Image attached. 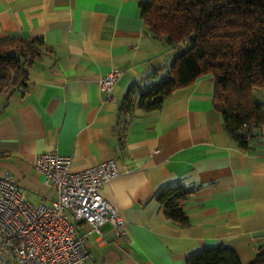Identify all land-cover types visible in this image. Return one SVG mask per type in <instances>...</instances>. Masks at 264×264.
I'll return each instance as SVG.
<instances>
[{
  "label": "crops",
  "instance_id": "0c3cea01",
  "mask_svg": "<svg viewBox=\"0 0 264 264\" xmlns=\"http://www.w3.org/2000/svg\"><path fill=\"white\" fill-rule=\"evenodd\" d=\"M142 1L152 0H0V41L38 37L48 47L30 65L26 91L0 95V175L10 174L34 204H49L58 193L34 166L39 154L71 156L75 172L118 162L121 173L104 194L128 236L109 223L101 234L81 223L91 255L85 264H186L190 254L220 244L246 264L264 252V122L252 146L240 148L206 74L171 93L160 110L136 109L125 126L128 90L160 81L175 56L148 30ZM116 68L122 76L111 92L102 90L100 79ZM256 98L264 102V89ZM179 183L196 188L185 201V226L155 200L159 189Z\"/></svg>",
  "mask_w": 264,
  "mask_h": 264
},
{
  "label": "trees",
  "instance_id": "16d2710c",
  "mask_svg": "<svg viewBox=\"0 0 264 264\" xmlns=\"http://www.w3.org/2000/svg\"><path fill=\"white\" fill-rule=\"evenodd\" d=\"M140 5L148 30L172 46L175 56L160 81L128 90L120 121L126 126L136 109L160 110L171 93L213 74L215 106L224 127L240 148L249 149L264 122V102L256 98V91L264 89V0H152ZM46 48L38 37L0 41V95L26 91L30 65ZM195 190L179 183L159 189L155 200L167 219L185 226L190 222L185 201ZM186 264L244 263L233 248L220 244L190 254ZM246 264H264V252Z\"/></svg>",
  "mask_w": 264,
  "mask_h": 264
},
{
  "label": "built area",
  "instance_id": "2783aa9c",
  "mask_svg": "<svg viewBox=\"0 0 264 264\" xmlns=\"http://www.w3.org/2000/svg\"><path fill=\"white\" fill-rule=\"evenodd\" d=\"M122 74L120 68L112 70L100 79L101 89L111 92ZM71 163V156L55 150L35 158L34 166L58 193L49 204H34L10 174L0 175V247L17 264H85L91 255L86 235L78 231L81 223L100 234L109 223L127 238L123 214L104 194L105 184L121 173L118 162L111 159L76 172Z\"/></svg>",
  "mask_w": 264,
  "mask_h": 264
},
{
  "label": "rangeland",
  "instance_id": "374dc122",
  "mask_svg": "<svg viewBox=\"0 0 264 264\" xmlns=\"http://www.w3.org/2000/svg\"><path fill=\"white\" fill-rule=\"evenodd\" d=\"M0 264H17L16 259L0 247Z\"/></svg>",
  "mask_w": 264,
  "mask_h": 264
}]
</instances>
